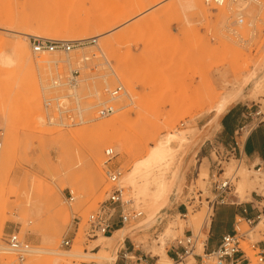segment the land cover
Masks as SVG:
<instances>
[{
    "label": "rangeland",
    "instance_id": "374dc122",
    "mask_svg": "<svg viewBox=\"0 0 264 264\" xmlns=\"http://www.w3.org/2000/svg\"><path fill=\"white\" fill-rule=\"evenodd\" d=\"M47 4L69 11L75 23L79 19L80 23L89 20L94 24L99 18L109 23L123 21L103 31L92 27L88 33L93 35L87 39L97 38L96 42L74 47L69 53H36L32 48L36 39L83 40L73 39L78 30H67L59 16L51 23L38 19L39 9ZM142 5L143 11L133 13ZM240 17L242 23H238ZM27 22H41L44 36L20 33V25ZM173 24L178 26L177 34ZM18 40L27 46L32 59L17 58L10 66L0 63V175H8L0 201V248L7 247V234L16 231L31 247L24 264L50 256L41 252L48 247L59 252L61 264H107L97 258L100 253L95 247L94 240L102 235H86L88 215L106 199L104 150L113 148L116 155L109 163L122 171L123 178L160 136L178 131L185 137L181 143L174 142L179 146L174 165L176 162L181 186L175 196L170 194V202L175 197L186 204V220L176 214L162 221L166 206L160 221L137 233L139 236L128 234L116 241L109 254H115L119 264L124 261L120 252L124 248L134 249L136 255L153 264H214L205 256L202 233L210 224L205 202V197L213 196L209 173H224L222 179L232 177L230 196L245 201L253 191L264 195V167L256 172L257 168H248L233 158L216 167L222 152L216 143L205 144L213 164L200 159L196 144L201 135L217 127L219 116L209 112L223 97L231 96L235 102L257 101L264 96V0L245 4L233 0H0V54L9 52ZM39 56L50 62L37 60ZM76 67L78 99L69 95L72 89L67 85L51 84L57 77L63 80ZM118 85L124 92L109 99L107 91ZM56 98L73 110L54 111ZM46 100L51 101L50 112L45 110ZM104 103L112 105L115 112L101 117L98 110ZM113 119L117 124L102 138L95 128ZM241 134L247 130L238 135L239 141ZM120 184L125 199L131 201L126 209L142 212L139 219L124 226L129 227L145 213L135 204L132 191L122 181ZM69 190L73 191L72 202ZM199 192L202 204L189 206L191 197ZM25 196L41 201L39 220L29 212L23 215L21 200ZM240 227L248 229L245 223ZM187 228L197 237L192 250L181 260L167 261L162 252L166 256V249L182 238ZM54 231L57 244L50 245L47 234ZM263 233L264 224L260 223L251 239L261 240ZM64 237L70 245H62ZM75 249H81V255H70ZM248 255L249 264H259L253 252L248 251ZM14 258L13 253L0 250L2 262Z\"/></svg>",
    "mask_w": 264,
    "mask_h": 264
},
{
    "label": "built area",
    "instance_id": "2783aa9c",
    "mask_svg": "<svg viewBox=\"0 0 264 264\" xmlns=\"http://www.w3.org/2000/svg\"><path fill=\"white\" fill-rule=\"evenodd\" d=\"M250 0H233L235 3L245 4ZM243 18L238 19V23H242ZM95 38H90L89 40H78V41H49L45 39H36L32 43L33 51L36 53L39 52H55L61 51L63 53H69L74 47H80L87 43H95ZM79 77V69L71 68L66 77L62 80L61 77H57L52 80V85L54 87H62L67 85L71 89L75 88L78 84ZM109 95V99H115L122 92H124V88L122 85H118L113 89L107 91ZM72 95V94H69ZM68 95V96H69ZM67 97L66 95L63 98ZM55 100V108L54 111L58 113H68L73 109L64 106L59 98ZM45 110L46 112H50L53 109L51 108V101H45ZM247 110H251L247 108ZM115 112V109L112 105L108 103H104L101 105L98 110V114L101 117L108 116ZM246 117H249L251 121H256V123H261L264 121V109H260L259 107L252 112L246 114ZM248 128V129H247ZM251 125L249 123H245L240 128V133L243 130H247V133L251 129ZM239 133V134H240ZM2 132L0 131V149L2 147ZM238 143L235 141L234 144L229 145L227 147L223 146L221 143L216 144V148L218 150L221 149V154L217 157L216 167L221 166V162L223 160H229V158H233L234 160L241 162L240 158L236 157ZM115 153L113 148H106L104 150L105 157V170L104 173L106 175L108 189L106 190V199L99 203L98 208L91 212L87 217V230L86 235L88 238H93L97 235L106 236L109 235L112 231V227L114 225L115 218L121 226H125L132 220H137L142 216L141 211L126 209V206L130 203L129 200H126L124 197V188L121 186L120 181L122 178V171L120 169L113 168L110 165V161L115 157ZM223 156V157H222ZM221 169V168H220ZM258 170L261 168L258 167ZM224 173L211 172L209 173V180L211 184V193L212 198L205 197V202L207 204V218L211 222V218L213 216L214 210L217 205L224 203L231 193L232 188V177H224L221 176ZM202 193H197V196L191 197V202H189V206H194V203L197 202V205L202 204ZM68 200L70 202L74 201L73 191H68ZM188 213V208L185 207V213L181 214L182 218H186ZM245 223L248 227L247 230H241V224ZM263 223L264 224V212L258 214L255 219H245L239 218L234 226L232 233L224 234L218 245L215 249L205 254L214 264H249L250 257L248 255V251L254 253V257L259 264H264V233L262 235L261 240L253 241L251 239V234L255 233L257 226ZM78 227V224H77ZM205 227V226H204ZM203 227V228H204ZM202 228V229H203ZM193 234L190 232L184 235L180 239H176V243L182 248V253L179 256V259H182L192 250L195 239ZM248 241L247 246H244V243ZM70 240L65 237L62 239V245L68 246L70 245ZM7 251L13 253L15 258L11 261L2 262L0 259V264H24V261L27 255L31 252L30 244L26 241V239L19 235V232H10L7 234L6 238ZM6 251V252H7ZM126 257V254H124ZM153 264V263H150Z\"/></svg>",
    "mask_w": 264,
    "mask_h": 264
},
{
    "label": "bare ground",
    "instance_id": "6f19581e",
    "mask_svg": "<svg viewBox=\"0 0 264 264\" xmlns=\"http://www.w3.org/2000/svg\"><path fill=\"white\" fill-rule=\"evenodd\" d=\"M64 7L65 5L63 6V8ZM144 8L145 6L142 5L141 8L137 9V11L133 13H139L141 10L143 11ZM38 15H39L38 19H42V21L44 19L47 23L53 22V20H55V18L59 16L60 20L64 23V26H67V30L68 29L70 31L76 29L78 30L73 32L72 34L73 39H77V40L82 38L87 39L89 34L93 35V32L88 33L92 27H96V29L98 28L99 30L103 31L105 29H108L110 26H116L123 21V19H118L116 21L110 22L111 23L110 24L108 19L99 18L98 20L95 21L94 24H91L89 20L80 23L81 20L79 19H77L78 23H75L74 22L75 18H73V16L69 11L67 12L64 9L60 8L58 5H51V4L42 5L41 8L39 9ZM40 23L35 22L34 23L35 25H32L28 22L24 23L23 26L20 25L22 30L20 31V33L25 34L28 37L32 36V37L41 38L42 36H44L45 33L44 30L41 29ZM108 23L109 25H107ZM17 58L32 59L31 53L29 52L27 46L21 40H18L13 45H11V49L9 52L0 54V63L10 66L14 64ZM36 59L37 60L42 59L46 62L48 60V62H50L49 59H45L40 56ZM67 61L68 60L64 62ZM56 62H59V60L54 61V63ZM70 91H72V95H75V97L78 95L76 88H73ZM233 101L234 98L231 96L223 97L215 109V112L217 113L216 115L220 116L223 113V111ZM85 109L87 108L83 107L82 110ZM115 121L116 120L113 119L111 122L107 124H100L95 128V131L101 133L103 138L105 132H107L109 129L113 128L117 124V123L115 124ZM245 136L246 134H241V138H244ZM184 139L185 137L178 131H171L163 136H160L149 149L144 150L143 155L134 162L131 169L123 176L121 180L123 182V185L132 191L133 193L132 196H133V200L135 201V204H139L141 206V208L145 213V216L142 220H140L136 224L131 225L129 227H123L115 231L113 236H102V238L98 240H94L95 247L99 249L98 252L100 253V254L98 253L99 255L97 256V258L103 261H107V264H114V262L116 261V256L113 253H112L113 255L109 254V250L111 251L113 249L116 241L123 240L124 237L128 234H137V233L139 234V232H146L155 223H157L162 219L163 217L162 210H164V207H166L169 204L170 194L173 192L175 196V194H177V190H179L181 186V181L178 174L179 169L176 166V162L174 165L175 155L178 151L177 148L179 146L178 143H175L178 146L175 147L174 142L177 141L181 143L184 141ZM255 171L259 172L260 170L256 169ZM6 174L1 173L0 175V201L2 196L4 195L3 192L5 191L4 188L7 183L8 175L6 176ZM127 200L130 201L128 197ZM21 202H22L23 215H26L29 212V214L33 215L36 218V220H39L42 211L41 201L33 196L29 198L25 196V198L21 200ZM46 240H48L50 245H56L57 232L55 231L51 233L49 232L47 234ZM0 250L6 252L7 248L5 249L0 248ZM41 252L48 253L51 255L44 257L42 259L32 260L31 264H61L62 263V259L59 256V252L57 250L48 247L45 250H42ZM162 253H163V257L167 261H171L169 258H167V256H165L164 252ZM70 255L76 257L81 255V249H75V251H73V253H70Z\"/></svg>",
    "mask_w": 264,
    "mask_h": 264
},
{
    "label": "crops",
    "instance_id": "0c3cea01",
    "mask_svg": "<svg viewBox=\"0 0 264 264\" xmlns=\"http://www.w3.org/2000/svg\"><path fill=\"white\" fill-rule=\"evenodd\" d=\"M172 29L173 33L177 34L178 26L176 24H173ZM262 101H264V96H261L257 101L238 100L229 105L218 117L217 127L200 136L196 144L198 152H201L200 159H207L210 164L214 163L211 154H207V146H205V144L214 141L216 144L221 143L223 146L227 147L234 144L236 141L238 143L236 157L238 156L241 162H243L248 168L264 167V121L256 123V121H251L249 117H246L247 113L252 112L258 107L263 109L264 106ZM247 108H250L251 110L248 111ZM213 112H215V110L210 111L209 114H212ZM245 123H249L252 128L246 136L239 141L238 135L240 133V128ZM198 129H200V126H198ZM231 194L232 192L228 195L226 201L220 205L221 209L217 213V220L214 221L213 218L216 210L219 208L218 206H216L214 210L210 224L202 229V233L205 235L204 250L206 253L216 248L224 234L233 232L234 226L239 218L255 219L259 212L264 210V208L261 207V204H264V195H260L256 191H253L250 195V199L245 201H241L238 197H231ZM175 201V197L172 198L171 202L169 201L170 203L165 209V217L162 221L169 216L171 218L176 214L181 215L185 213V207H187L186 204ZM186 218H183V220H186ZM123 227L124 226H121L115 218L112 227L113 230L107 236H113L115 231ZM190 232L193 234L191 228L185 230L186 234H189ZM120 252L121 258L124 260L122 264L151 263L149 259L143 255H136L134 249L130 251L128 248H124ZM181 253L182 248L176 242L166 249V256L171 261L181 260L179 259ZM124 254H126V257ZM197 256L199 257V255ZM117 262L118 261H115L114 264H119Z\"/></svg>",
    "mask_w": 264,
    "mask_h": 264
}]
</instances>
